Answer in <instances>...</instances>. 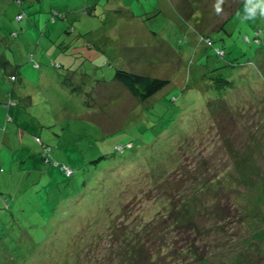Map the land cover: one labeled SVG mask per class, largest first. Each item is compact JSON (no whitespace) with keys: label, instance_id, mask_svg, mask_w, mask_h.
<instances>
[{"label":"rangeland","instance_id":"obj_1","mask_svg":"<svg viewBox=\"0 0 264 264\" xmlns=\"http://www.w3.org/2000/svg\"><path fill=\"white\" fill-rule=\"evenodd\" d=\"M4 61L0 264H264V0H0Z\"/></svg>","mask_w":264,"mask_h":264},{"label":"trees","instance_id":"obj_2","mask_svg":"<svg viewBox=\"0 0 264 264\" xmlns=\"http://www.w3.org/2000/svg\"><path fill=\"white\" fill-rule=\"evenodd\" d=\"M10 77L12 78L13 81H15L16 74H13ZM115 79L123 83L126 86V88L133 94V96L139 100L148 99L168 83V79L166 78L131 72L122 68L117 70ZM37 138L41 141L39 137ZM42 147H43L42 155L48 162H50L51 158L49 156V152L52 149V146L42 143ZM132 147H133V143L131 142H128L126 145L119 144L116 146V148L121 151H124L126 148H132ZM67 174L69 175V173ZM120 224L121 223H118L116 226ZM116 226L114 228L111 227V232H110L111 238L113 237L118 238V235L115 234ZM110 246L108 247L110 248ZM112 247H114V244L112 245Z\"/></svg>","mask_w":264,"mask_h":264},{"label":"crops","instance_id":"obj_3","mask_svg":"<svg viewBox=\"0 0 264 264\" xmlns=\"http://www.w3.org/2000/svg\"><path fill=\"white\" fill-rule=\"evenodd\" d=\"M174 1H177V0H174ZM148 13L149 12H145V15H148ZM116 24H117V22H116ZM3 59L5 60V57H3ZM1 70H3V74H0L1 79H2V77H4L5 73H8V75L5 78H9V79H10V76H12L13 74H17V76H18V74H20L19 64H17V63L13 64L12 62L9 63L8 61H4L3 65L1 66ZM1 75H3V76H1ZM45 76L47 77V79H50V77L47 74ZM15 80H17V77ZM13 82H15V81H13Z\"/></svg>","mask_w":264,"mask_h":264},{"label":"clouds","instance_id":"obj_4","mask_svg":"<svg viewBox=\"0 0 264 264\" xmlns=\"http://www.w3.org/2000/svg\"><path fill=\"white\" fill-rule=\"evenodd\" d=\"M217 11H219V7H217Z\"/></svg>","mask_w":264,"mask_h":264}]
</instances>
